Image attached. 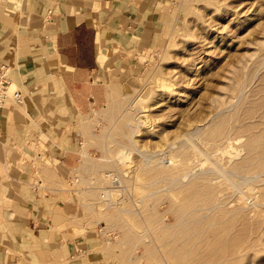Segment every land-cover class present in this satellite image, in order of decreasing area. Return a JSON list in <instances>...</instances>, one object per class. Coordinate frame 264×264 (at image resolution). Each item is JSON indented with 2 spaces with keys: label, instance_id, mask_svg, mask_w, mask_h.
Here are the masks:
<instances>
[{
  "label": "rangeland",
  "instance_id": "1",
  "mask_svg": "<svg viewBox=\"0 0 264 264\" xmlns=\"http://www.w3.org/2000/svg\"><path fill=\"white\" fill-rule=\"evenodd\" d=\"M164 9L155 47L93 115L62 185L87 203L116 264H264V0Z\"/></svg>",
  "mask_w": 264,
  "mask_h": 264
},
{
  "label": "crops",
  "instance_id": "2",
  "mask_svg": "<svg viewBox=\"0 0 264 264\" xmlns=\"http://www.w3.org/2000/svg\"><path fill=\"white\" fill-rule=\"evenodd\" d=\"M168 4L0 0V58L24 96L0 113V264H116L62 183L82 164L93 115L155 47Z\"/></svg>",
  "mask_w": 264,
  "mask_h": 264
},
{
  "label": "built area",
  "instance_id": "3",
  "mask_svg": "<svg viewBox=\"0 0 264 264\" xmlns=\"http://www.w3.org/2000/svg\"><path fill=\"white\" fill-rule=\"evenodd\" d=\"M11 90L10 66L0 58V113L8 100L15 99L19 102L24 101L23 92L20 89Z\"/></svg>",
  "mask_w": 264,
  "mask_h": 264
},
{
  "label": "bare ground",
  "instance_id": "4",
  "mask_svg": "<svg viewBox=\"0 0 264 264\" xmlns=\"http://www.w3.org/2000/svg\"><path fill=\"white\" fill-rule=\"evenodd\" d=\"M233 66H234V65H233ZM234 67H235V68H233V69L231 70V73H232V75H231V79H232V83H233V84H229V86L232 87L231 89H235V88H236L237 81H238V79H237L238 76L236 77V73H237L236 65H235ZM257 71H258V70H257ZM242 73L244 74V71H243ZM247 78H248V77H247ZM242 85H243V84H242ZM242 85H241V86H242ZM243 88H244V87H243ZM173 89H174V88H173ZM173 89H172L171 91H173ZM241 92H242V91H241ZM239 94H240V93H239ZM239 94H238L237 96H240ZM234 97H235V96H234ZM145 118L147 119L146 116H145ZM233 118H234V117H233ZM151 119H152V118H151ZM221 122H222V121H221ZM145 123H146V122H145ZM150 124H151V123H150ZM153 125H154V123H153ZM193 125H194V124H193ZM154 126H155V125H154ZM197 126H198V125H197ZM151 127H152V126H151ZM148 128H149V127H148ZM196 128H197V127H196ZM148 130H149V129H148ZM151 130H152V128H151ZM189 130H190V132H189L190 135H188V136H194V137H195V136H198V133L195 132L194 127L191 128V129H189ZM163 133H164V132H163ZM161 134H162V133H161ZM136 135H137V134H136ZM199 135H200V134H199ZM216 136H217V135H216ZM229 136H230V135H229ZM135 138H136V137H135ZM181 138H182V137H181ZM183 138H184V136H183ZM189 138H191V137H189ZM197 138H198V137H197ZM199 138L201 139L202 137H199ZM185 139H186V138H184V139H182V140H180V139H178V140H179V142H180V141L183 142V140L185 141ZM191 140H192V138H191ZM191 140H190V141H191ZM230 140H231V139H230ZM230 140H229V141H230ZM232 140H233V139H232ZM135 141H136V140H135ZM138 141H139V140H138ZM186 141H187V139H186ZM208 141H209V140H208ZM174 142H175V141H174ZM202 142H203V141H202ZM227 142H228V141H227ZM230 142H231V141H230ZM134 143H135V142H134ZM139 143H140V142H139ZM176 143H177V142H176ZM188 143H189V139H188ZM192 143L196 146V148H199V147H197L198 144L195 143V141H192ZM213 143H214V142H213ZM178 144H179V143H178ZM190 144H191V143H190ZM201 144H202V143H201ZM205 144H206V143H205ZM231 144H232V142H231ZM141 145H142V144H141ZM185 145H187V144L185 143ZM229 145H230V143H229ZM178 146H179V145H178ZM195 146H194V147H195ZM202 146H203V144H202ZM204 146H205V145H204ZM230 146H231V145H230ZM141 147H142V146H141ZM192 147H193V146H192ZM206 147H208V146H206ZM233 147H234V146H233ZM233 147H232V148H233ZM235 147H236V146H235ZM173 148H174V147H173ZM200 148H201V147H200ZM223 148H224V147H223ZM223 148H222V149H223ZM227 148H228V147H227ZM232 148H231V149H232ZM243 149H244V148H243ZM210 150H211V149H210ZM212 150H213V149H212ZM227 150H228V149H227ZM236 150H237V148H236ZM201 151H202V150H201ZM199 152H200V150H199ZM208 152H209L210 154L213 153L212 151H211V152L209 151V148H208ZM224 152H225V151H224ZM236 152H237V151H236ZM238 152H239V151H238ZM240 152H242V150H241ZM188 153H189V152H188ZM201 154L203 155V151H202ZM237 154H238V153H236V155H237ZM215 155H217V154H215ZM208 156H209V155H208ZM211 157H212V156H211ZM168 158H169V157H168ZM235 158H236V157H235ZM239 158H240V157H239ZM146 159H147V158H146ZM152 159H153V158H152ZM141 160H142V159H141ZM148 160H150V159L148 158ZM167 160H168V159H167ZM159 161H160V160H159ZM199 161H200V160H199ZM201 161H202V160H201ZM148 162H149V161H148ZM171 162H172V161H171ZM203 164H204V163H203ZM210 164H211V163H210ZM199 165H200V164H199ZM211 165H212V164H211ZM244 165H246V164H244ZM197 166H198V165H197ZM197 166H195V167H197ZM214 166H215L216 169H219V170H222V171H223V165H222V164H220V163L214 161ZM195 167H194V168H195ZM200 168H201V167H200ZM191 169H192V168H191ZM191 169H190V170H191ZM206 169H207V167H206ZM209 169H210V168H209ZM190 170H189V171H190ZM192 170H193V169H192ZM192 170H191V171H192ZM229 170H230V169H229ZM195 171H196V170H195ZM197 171H199L198 168H197ZM203 171H204V170H203ZM233 171H234V170H233ZM223 172H224V171H223ZM186 173H187V172H186ZM199 173H200V171H199ZM220 173H221V171H220ZM228 173H229V172H228ZM235 173H236V172H235ZM235 173H234V174H235ZM260 173H261V172H260ZM262 173H263V172H262ZM262 173H261V174H262ZM190 174H193V172H191ZM182 175H183V174H182ZM182 175H181V176H182ZM235 175H236V174H235ZM255 175H257V174H255ZM181 176H178V177L181 178ZM189 176H190V175H189ZM189 176H188V177H189ZM243 176H244V175H242V177H243ZM184 177L186 178L185 175H184ZM248 177H249V176H248ZM175 178H176V177H175ZM180 178H179V179H180ZM230 178H231V177H230ZM246 178H247V177H246ZM169 179H170V178H169ZM171 179H172V178H171ZM176 179H177V178H176ZM176 179H174V180H176ZM183 179H184V178H183ZM183 179H182V180H183ZM241 179H242V178H241ZM243 179H244V178H243ZM184 180H186V179H184ZM240 183H242V182H240ZM171 184H172V183H171ZM168 185H169V184H168ZM168 185H167V186H168ZM236 187H238V186L236 185ZM243 190H244V189H243ZM240 191H241V190H240ZM240 191H239V192H240ZM219 192H220V191H219ZM242 192H243V191H242ZM243 194H244V192H243ZM208 207H209V206H208Z\"/></svg>",
  "mask_w": 264,
  "mask_h": 264
}]
</instances>
